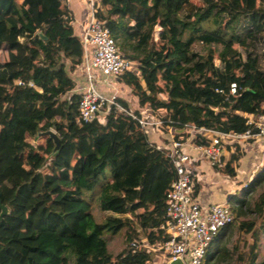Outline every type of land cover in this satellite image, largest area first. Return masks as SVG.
<instances>
[{
  "label": "trees",
  "instance_id": "1",
  "mask_svg": "<svg viewBox=\"0 0 264 264\" xmlns=\"http://www.w3.org/2000/svg\"><path fill=\"white\" fill-rule=\"evenodd\" d=\"M94 18L131 62L117 81L153 120L238 135L251 128L247 116L264 118V0H98ZM72 23L68 0H0V202L8 209L0 264H157L175 170L137 113L105 115L103 106L91 123L76 122L81 96L71 94L70 74L81 68L82 43ZM230 84L236 94L227 100ZM47 131L61 142L55 154L39 136ZM210 141L198 133L191 143ZM242 157L227 144L224 166L212 169L234 178ZM190 177L195 199L200 183L191 169ZM245 193L201 264H264V173ZM88 194L105 225L93 223ZM123 229L125 248L113 256L102 234Z\"/></svg>",
  "mask_w": 264,
  "mask_h": 264
},
{
  "label": "built area",
  "instance_id": "2",
  "mask_svg": "<svg viewBox=\"0 0 264 264\" xmlns=\"http://www.w3.org/2000/svg\"><path fill=\"white\" fill-rule=\"evenodd\" d=\"M90 20L81 35L82 64L81 72L85 77L87 86L80 94L77 106L78 124L91 123L100 113L103 106L107 107L105 115L112 109L115 113H126L133 118L135 116L126 111L116 102V97L106 98L100 95L95 88L97 77L100 76L103 84L106 80H117L131 69V62L123 57L103 23L94 18V2L89 0ZM223 94L222 90H216ZM236 94L235 84L229 85V97ZM141 126L154 127L162 122L139 120ZM247 124L251 126L242 134H223L215 130L194 128L184 125L190 136L202 134L211 141L207 146H194L199 151L204 161L210 168H222L224 162L225 146L234 142H243L257 138L264 139V124L254 122L247 116ZM183 142L173 140L167 150V158L173 166L176 180L166 192L165 218L157 231L166 240L156 251L165 259L164 263L180 261L183 264H201L205 258H209L211 245L221 240L223 231L233 223V215L230 206L226 202L200 206L192 197L193 182L190 177V156L183 149ZM247 183L241 188L248 187ZM146 246H148L146 244ZM155 254V253H153Z\"/></svg>",
  "mask_w": 264,
  "mask_h": 264
},
{
  "label": "crops",
  "instance_id": "3",
  "mask_svg": "<svg viewBox=\"0 0 264 264\" xmlns=\"http://www.w3.org/2000/svg\"><path fill=\"white\" fill-rule=\"evenodd\" d=\"M93 2L98 4V0H93ZM68 3L73 15V32L77 37L81 38L90 20L89 0H68ZM81 73V70H78L75 74H70L76 84V88L71 94H81L87 86L85 77ZM103 80L100 76L97 77L95 88L100 95L106 98L114 96L126 103L130 113H137L147 121H155L146 109L139 107L136 99L130 95L129 90L125 86L113 79L106 80V83L103 84ZM260 121L264 124V118H261ZM145 134L149 143L164 150L170 148L173 140H179L184 143L183 149L190 156V168L200 183V189L195 201L203 207L230 200L243 185L250 183L253 173L258 170H262L264 173V139L261 138L231 143H236L241 147L244 157L237 162L236 176L229 178L215 173L206 164L199 151L194 149L191 143L193 137L190 136L187 129L179 127L172 122H162L159 126L147 127ZM152 255H154L155 263H164L165 259L163 257L157 255V253Z\"/></svg>",
  "mask_w": 264,
  "mask_h": 264
},
{
  "label": "rangeland",
  "instance_id": "4",
  "mask_svg": "<svg viewBox=\"0 0 264 264\" xmlns=\"http://www.w3.org/2000/svg\"><path fill=\"white\" fill-rule=\"evenodd\" d=\"M155 39H156V36H155ZM196 47H199V48L203 49V47L200 44H196ZM219 50H221V49L218 48V51ZM81 74L83 76V73H81ZM96 84H97V81H96ZM96 84H95V86H96ZM146 129L147 128H145V130ZM52 132L55 134L54 131H52ZM34 142H35V139L34 140H30L28 143L31 146H34ZM262 173H263L262 170H258L257 172L253 173V175L251 177L252 180L250 181V185L248 184V187L243 188L245 190L239 189L238 191H236L234 196L230 199V201L226 202L227 205L232 206L236 199H243L245 197V195H246V193H245L246 189H248L249 186H251V185L253 186V183L257 180V178ZM100 183H101V181L98 184H96V186L94 188L95 190L99 189ZM86 197H87L88 201H90V203H91L90 214H91V218L93 220V223L96 224V225H105V220L106 219L101 215L100 209H99L98 204L96 203V201L94 199L91 200V194L90 195L89 194L86 195ZM251 216H253V215H251ZM125 236H126V230L125 229H123L122 231H120L117 234H112V233H110V232H108L106 230L103 232L102 239L106 243V246H107L106 248H107L108 252L111 255L116 256V255L120 254L124 250V248H125ZM236 237H237L236 235H233L230 238V242L227 245L228 248H231V243L234 242L235 240H237ZM217 244H219V240L214 242L211 245V247L209 249V258L213 257V255L215 254V250H216V245ZM260 248H261V250H260L261 253H260L259 262L261 263V262H264V241H261ZM152 259L154 260V255H152ZM66 264H68V263H66Z\"/></svg>",
  "mask_w": 264,
  "mask_h": 264
},
{
  "label": "water",
  "instance_id": "5",
  "mask_svg": "<svg viewBox=\"0 0 264 264\" xmlns=\"http://www.w3.org/2000/svg\"><path fill=\"white\" fill-rule=\"evenodd\" d=\"M43 135L47 136L49 139L52 140L53 145H54L52 153L53 154L57 153L61 147V142L58 139V137L52 131H47L45 133L39 134V136H43ZM7 214H8V209L4 205H2L0 202V221ZM167 264H183V263L180 261H173V262H168Z\"/></svg>",
  "mask_w": 264,
  "mask_h": 264
}]
</instances>
